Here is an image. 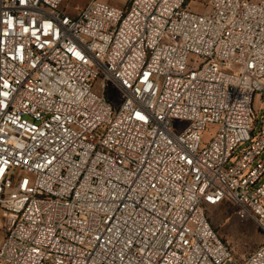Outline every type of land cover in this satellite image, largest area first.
<instances>
[{
    "label": "built area",
    "instance_id": "obj_1",
    "mask_svg": "<svg viewBox=\"0 0 264 264\" xmlns=\"http://www.w3.org/2000/svg\"><path fill=\"white\" fill-rule=\"evenodd\" d=\"M223 203L264 232V0H0V264H264Z\"/></svg>",
    "mask_w": 264,
    "mask_h": 264
},
{
    "label": "rangeland",
    "instance_id": "obj_2",
    "mask_svg": "<svg viewBox=\"0 0 264 264\" xmlns=\"http://www.w3.org/2000/svg\"><path fill=\"white\" fill-rule=\"evenodd\" d=\"M89 1L90 0H68L71 6L77 8H83ZM123 1L124 0H103V2L118 7L122 6ZM191 6L198 11L205 10L203 5H198L197 3H192ZM109 98L113 103L119 102V96L111 89L109 90ZM254 110V123H256L257 119H261L262 117V106L258 97L255 101ZM173 125L174 128L184 129L188 126V123L174 121ZM259 127L260 125L258 124L256 128L257 131ZM206 213L213 228L239 259L243 260L247 258L263 244L264 232L262 228L253 217L244 213L236 205L223 203L219 206L208 207ZM4 238L5 234H0V243Z\"/></svg>",
    "mask_w": 264,
    "mask_h": 264
}]
</instances>
